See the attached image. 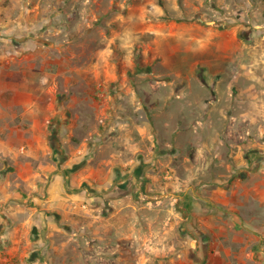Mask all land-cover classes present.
Instances as JSON below:
<instances>
[{
	"label": "rangeland",
	"instance_id": "rangeland-1",
	"mask_svg": "<svg viewBox=\"0 0 264 264\" xmlns=\"http://www.w3.org/2000/svg\"><path fill=\"white\" fill-rule=\"evenodd\" d=\"M1 5H12L13 15L20 19L15 21L19 30L14 29L9 35L11 39L4 40V45L0 46L1 60L9 59L0 67V92L28 90L35 93V99L28 109H12L14 115L9 113V108L1 109L0 113L3 118L12 120V126L43 119L44 126L49 129V152L43 161H54L56 154L63 160L68 159L69 172L79 178L77 187L68 192H86L85 199L76 197L70 201L73 209L70 213L79 217L72 223V230L63 223V211L48 209L45 205L46 217L50 216L59 226L51 229L49 237L44 235L46 241L39 245L40 248L31 244L25 261L36 264L39 259V262L47 261L45 264H65V258L70 256L72 264H103L99 251L103 248L101 245L109 241L115 243L110 240L113 233L108 235L109 227L114 224L120 225L115 237L126 241L131 255L122 264H139L140 256H132L148 251L147 243L153 236L161 251L152 260L143 258L140 264L146 261L151 264H207L210 260L206 252L215 249L222 250L221 256L213 259L215 264H247L260 260L255 257L257 253L251 252L239 260L235 251L243 245V235L229 227H219L223 230L221 241L213 243L215 237L219 239L216 234L219 228L199 226L197 216L187 206L189 193L190 198L199 200L194 204L196 208L210 203L223 209L224 213L214 219H231L233 212H237L238 217L252 218L257 226L244 227L248 230L245 236L253 235L258 239L260 250L264 251V166L259 170L260 175L254 177L249 174L245 161L246 156H252L249 166L254 165L258 171L257 158L264 159V139L253 145L250 139L256 134L250 132L248 118L237 119L236 133L229 132V141L218 150L226 162L220 170L229 171V182L224 185L229 190L223 201L218 202L217 196H212L213 189L221 185L219 181H212L207 175L198 185L202 177L185 183L182 179L184 156L173 157V151L168 148L165 149L167 154L162 156L159 151L164 147L158 145L151 152L153 158L154 155L157 158L156 170L151 169L152 174L146 175L147 182L136 180L132 188L139 186V189L120 201V205L129 204L128 208L123 207L125 213L117 214L114 207L117 215L106 207L113 200L106 193L116 194L118 190L117 175L121 169L114 155L122 144L117 129L107 126H119L120 115L123 116L124 109L118 104L124 99L116 101V97L124 79L135 84L142 78L153 88L161 86L162 94H168L169 90V95L175 97L172 88L178 92L185 78L192 76L194 85L199 87L196 83L202 75L213 77L215 68L228 69L249 54L254 59L264 60V0H2ZM168 43L174 45V51H168ZM183 44L193 48L180 49ZM226 48L232 55H227ZM251 49L257 51L251 52ZM41 92H45L46 98L39 97ZM147 107L143 102L139 109L141 118L151 119L156 126L166 122L172 124L171 116L148 114ZM109 110L114 112L108 115ZM131 110L134 108L128 107L127 111ZM197 114L195 111L188 116L187 126L201 125ZM69 122L72 125L67 124ZM261 125L264 126V121ZM61 126L70 127L60 134L57 130ZM21 136L22 132H18L13 141L18 152L14 157L2 155L0 167L11 171L9 177L14 183L37 194L33 185L46 183L48 177L29 174L28 167H35L36 163L20 155ZM74 149L76 151L72 152ZM136 154L143 157L149 152L142 149ZM190 154L188 163H195L197 156H203L196 151ZM91 156L94 158L86 164ZM204 156L206 163L195 164V170L202 166L204 170L219 166L211 163L207 154ZM108 158H114L115 163H103ZM214 158L218 159L217 154ZM232 159H235L233 164ZM138 168L142 174L147 173L149 163L141 160L132 167L133 176ZM81 171L83 175L79 174ZM109 171L113 184L107 188L98 186L106 181ZM155 171L161 174L153 189L150 180L157 173ZM89 173L94 176H86ZM205 183L209 185L202 194L201 185ZM135 204L142 206L139 213ZM25 215V211L20 214L21 217ZM139 218L141 222L135 223ZM32 232L34 230L29 231L30 237ZM65 241L69 242L67 251L57 259L55 246ZM109 248L110 245L106 250Z\"/></svg>",
	"mask_w": 264,
	"mask_h": 264
},
{
	"label": "crops",
	"instance_id": "crops-1",
	"mask_svg": "<svg viewBox=\"0 0 264 264\" xmlns=\"http://www.w3.org/2000/svg\"><path fill=\"white\" fill-rule=\"evenodd\" d=\"M2 0H0V46L4 45L3 41L10 40L11 35L14 31L19 30V27L15 21L20 19V16L15 17L12 13V5H1ZM8 33V34H7ZM8 35V36H7ZM205 40V39H204ZM201 42V41H200ZM168 51H174V45L171 43L167 44ZM201 45H205V43ZM251 45V44H250ZM180 49L190 50L192 45L184 44L180 46ZM193 48V47H192ZM201 49V48H200ZM226 48L225 51H228ZM252 51H257L251 49ZM236 52V51H235ZM227 55H232L230 50ZM226 56V55H225ZM9 62L7 59L5 62L0 58V67ZM227 70V71H226ZM211 72V71H210ZM214 76L208 77L203 76L197 81V87L194 85L192 76L182 80L184 83L178 92L175 88H172V93L176 94L175 97L169 95V90L166 91L168 94L161 92V86L153 88L149 81H145L142 78L135 81V84H131L130 80L124 79L122 84V89L119 91L117 98H122V102L118 101L119 107L123 108L122 115H120L119 126H107L117 129L118 137L122 147L120 151L117 152L114 157L118 158L120 164V171L118 172V190L116 194L112 191H108L111 195V205H107L113 214L123 212L125 213L128 205L119 204L120 201L123 202L125 196H130L133 192L139 189V186H135L136 180L139 183L147 182L146 175L152 174L151 169L156 170L155 165L157 158H153L151 154L158 145L164 147L159 152L161 155L165 156L167 152L165 149H171L173 157L184 156L182 162L184 163V176L182 177L185 183L193 179L201 178L197 181L203 180L207 175L212 179V181H219L221 185H218L216 189H213L212 196H217V201H223L224 197L227 195L229 189L224 188L227 186L229 171L224 173L220 170V166L226 164L225 158L219 148L229 141L227 138L229 132L235 134L237 131L236 124L237 119L240 117L248 118V123L250 124V132L256 134V137L251 138L253 145L262 143L261 140L264 135V126L261 124L264 121V60L259 61L254 59L253 55L249 54L244 58H240L235 65H229L228 69L223 67L213 70ZM199 78V77H198ZM4 78L2 77V80ZM126 80V81H125ZM137 85V86H136ZM197 87V88H196ZM172 94V95H173ZM39 97H44L45 92L39 93ZM170 97H169V96ZM170 98V100H169ZM35 99V93L28 90H13L12 92H0V112L3 108H9V113L14 115L11 110L18 107H23L28 109L32 106ZM235 99V100H234ZM144 103L148 104V114L154 116L165 115L166 118L171 116L172 124L169 125L167 122L165 124L161 123L160 126L153 124L151 119L141 118V113H139L140 107ZM114 103V101H113ZM195 104V106H193ZM128 107L134 108L132 111H127ZM196 110H195V109ZM239 110V112H238ZM198 111V116H200L199 121L200 126H187L188 116ZM114 111L109 110L108 115H111ZM238 113V114H237ZM0 113V157H14L15 153L18 152L17 148L14 146L15 136L18 132H22L21 139V154L26 160L36 163L35 167H28L29 174L33 173L38 177H43L47 175V182L35 183L37 194L29 193L30 189L21 187L10 179L9 174L11 171H7V168L0 167V264H32L26 260V257L30 253V247L33 243L37 247H41L46 241L44 235L49 237L51 229L58 225L57 222L51 220L50 216L46 217L45 208L47 205L48 209H60L64 212V221L66 228L72 230V223L78 221L79 217H75L70 213L72 211L71 200L79 197L80 199L86 198V192L80 191L70 194L68 189L77 187L79 184V178L74 173L69 172V162L68 159H61L58 154L55 155V159L52 162L45 163L43 158L48 155V136L49 129L48 126H44L43 119H35L33 122L24 124H16L12 126V120H7L3 118ZM65 124V123H64ZM72 125L71 122L67 123ZM66 125V124H65ZM261 125V126H260ZM66 127L61 126L60 134L66 132ZM5 132L1 135V132ZM15 132V133H12ZM65 146V143L62 142ZM142 149L149 152L148 156H141L137 154ZM82 152L84 149H80ZM75 152L76 150H71ZM196 151L197 155H203L202 157L197 156L198 160L188 163L187 159L190 158V152L194 153ZM165 152V153H164ZM207 154L208 159L219 166L213 168L210 166L208 170H204L203 166L199 170H195V164L206 163ZM217 154L218 159L214 158ZM137 156V157H136ZM79 157V156H78ZM148 157V158H146ZM94 157H89L86 164H89ZM143 158V159H141ZM252 156H246L247 166L249 167L248 172L250 175L254 174V177L260 175V169L262 170L264 166V159L258 156V171L255 169L254 165L249 166L251 163ZM155 159V160H154ZM255 159V160H257ZM142 161H147L149 163V169L147 173H141V169L135 172V175L131 173L132 167H135L137 163ZM161 161V160H160ZM235 159L231 160L233 164ZM243 161V160H242ZM103 163L113 164L115 163L114 158L105 159ZM231 163L228 164V170L231 171ZM244 163V162H243ZM108 165V166H109ZM192 165V166H191ZM194 165V166H193ZM220 167V168H219ZM86 169V168H85ZM85 169H82L83 171ZM11 170V168H10ZM218 170V171H217ZM220 170V172H219ZM83 171L79 174L83 175ZM257 171V172H256ZM157 172V171H155ZM141 173V174H140ZM160 172L153 175V179L150 180L152 188L157 187V179L160 176ZM94 176V174L89 173L86 176ZM85 176V175H84ZM225 181V182H224ZM149 183V182H148ZM113 184L112 172L109 171L107 174L106 181L98 185L102 188H107ZM185 185V184H184ZM208 183L201 185V193L207 191ZM213 185V184H212ZM211 186V185H210ZM134 189V190H133ZM151 189V188H150ZM133 190V191H131ZM114 195V196H112ZM191 194L188 193L187 206L191 210V213L197 216V224L199 226L207 225L211 227H229L236 233L243 235L242 243L243 245L235 251L236 256L242 261L243 257L251 252L260 257V260L249 261L247 264H264V251L260 250L258 239L253 235L250 237L245 232L248 230L244 227H254L257 226L256 222L249 217L242 215L238 217L237 212H233L231 219H214V216L223 214V209L215 206L213 204L207 203L203 206L195 207L194 204L199 203L198 199L193 200L190 198ZM203 198V197H202ZM32 204V205H29ZM120 206L121 208H118ZM137 209L136 212H140L142 209L141 205L135 204ZM222 207V206H220ZM223 208H226L223 206ZM194 210V211H193ZM25 211L26 215L21 217L20 214ZM115 213V215H117ZM142 218H139L135 223L141 222ZM120 225H112L109 227L108 235L112 234L114 237H110V240H114L115 243L109 241L106 245H101L102 250H100V256L104 259L103 264H113L114 260L117 261L115 264H122L126 258H131L130 250H127L125 246L126 241L118 240L119 237H115L117 230ZM32 232L31 237L29 236V231ZM116 230V231H115ZM119 231V230H118ZM220 228L216 231L218 235L217 239L214 238L213 243L221 241ZM139 232H142L139 229ZM156 235V234H155ZM157 236V235H156ZM73 238L72 236L70 237ZM156 237L153 236L152 240L147 243L148 251L143 250L139 254L134 253L132 258L140 256L139 264L144 259L152 260L156 258L157 254L160 253V247L157 245ZM35 240V241H33ZM108 241V240H107ZM69 242H62L60 245H56L55 253L57 254V259L64 253ZM110 245V248L106 250V247ZM45 248L44 246L42 247ZM222 250L215 249L213 251H207L206 254L209 255V262L207 264L213 263V259L220 257ZM142 258V259H141ZM71 257L65 258V264H72ZM112 261V262H110ZM47 261H42L37 259L38 264H45ZM36 263V264H37ZM56 264V262L54 263ZM143 264H151L150 261H146ZM238 264V263H237Z\"/></svg>",
	"mask_w": 264,
	"mask_h": 264
}]
</instances>
